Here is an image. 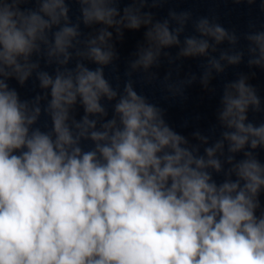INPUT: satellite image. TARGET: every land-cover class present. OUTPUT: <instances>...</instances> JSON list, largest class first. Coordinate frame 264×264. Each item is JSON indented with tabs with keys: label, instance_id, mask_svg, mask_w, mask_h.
Segmentation results:
<instances>
[{
	"label": "clouds",
	"instance_id": "obj_1",
	"mask_svg": "<svg viewBox=\"0 0 264 264\" xmlns=\"http://www.w3.org/2000/svg\"><path fill=\"white\" fill-rule=\"evenodd\" d=\"M123 2L0 0V264H264V210L257 214L264 165L245 150L264 147V123L248 120L250 108L260 111L256 89L243 75L225 85L218 112L226 129L223 139L199 155V147H189L165 122L164 110L138 94L131 79L117 99L104 73L117 58L108 43L109 28L122 36L120 26L145 27L146 46L130 67L147 71L158 64L163 49L181 46L191 13L170 11L179 25L172 28L168 19L154 22L150 12L141 13L149 0H132L140 8L125 7L121 15ZM167 2L151 0L153 7ZM69 3L80 5L76 24L70 21ZM81 19L86 27L105 26L84 41L86 51L75 52L99 65L95 69L82 60L67 67L70 49L81 43ZM217 20L196 19L198 35L185 36L178 53L209 57L205 85L212 69L224 71L221 61L238 65L244 55L209 56L217 45H235L238 39ZM245 39L249 66L264 67V31L247 33ZM34 54L58 65L55 75L36 72L50 95L43 109L50 131L35 126L43 97L21 100L8 82L25 84L39 68ZM104 98L116 102L111 119L101 123L93 117L108 116ZM78 104L84 110L79 121L72 115ZM194 135L207 144V137ZM83 141L92 146L85 149ZM225 141L227 171L217 156L224 154ZM241 152L244 158L237 161ZM221 172L225 179L218 183L213 174Z\"/></svg>",
	"mask_w": 264,
	"mask_h": 264
}]
</instances>
